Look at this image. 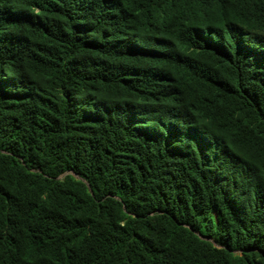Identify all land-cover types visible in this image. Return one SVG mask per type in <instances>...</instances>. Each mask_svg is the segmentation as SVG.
Returning <instances> with one entry per match:
<instances>
[{"label":"trees","instance_id":"trees-1","mask_svg":"<svg viewBox=\"0 0 264 264\" xmlns=\"http://www.w3.org/2000/svg\"><path fill=\"white\" fill-rule=\"evenodd\" d=\"M0 264H264V0H0Z\"/></svg>","mask_w":264,"mask_h":264}]
</instances>
